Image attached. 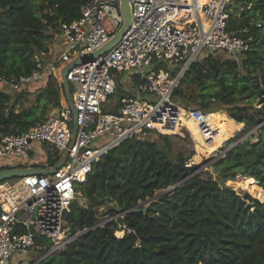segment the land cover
<instances>
[{
	"label": "trees",
	"instance_id": "obj_1",
	"mask_svg": "<svg viewBox=\"0 0 264 264\" xmlns=\"http://www.w3.org/2000/svg\"><path fill=\"white\" fill-rule=\"evenodd\" d=\"M234 13L230 28L248 22L261 24L258 49L245 53L239 62L207 56L193 63L172 94V100H194L198 110L209 112L215 105L228 114L229 128L221 117L209 126L217 132L208 154L224 145L244 125L256 129V142L242 141L212 166L222 182L236 176L256 181L264 191V13L248 10L264 0H230ZM91 0H0V77L14 81L35 70V57L47 54L59 24L80 17L81 8ZM58 70V80L35 87V93L12 92L0 87V135L19 134L46 119L48 108L67 105ZM16 102L35 95L26 109L8 110L10 96ZM71 93V88L69 87ZM181 100V101H180ZM205 115L191 114L183 124L192 127ZM128 139L96 162L85 184L76 186V199L65 215L72 235L87 231L62 251L36 264H264V202L245 194L241 198L212 178L186 167L184 157L168 159L156 140ZM189 158V157H188ZM52 166L54 161L49 159ZM247 180V179H243ZM159 195L143 212H131L139 203ZM112 204V205H111ZM108 205L106 215H121L125 234L116 220L96 227L99 209ZM139 244V246H137ZM36 251L46 254L52 243L35 240ZM44 246V249H39Z\"/></svg>",
	"mask_w": 264,
	"mask_h": 264
},
{
	"label": "built area",
	"instance_id": "obj_2",
	"mask_svg": "<svg viewBox=\"0 0 264 264\" xmlns=\"http://www.w3.org/2000/svg\"><path fill=\"white\" fill-rule=\"evenodd\" d=\"M128 1L132 11L128 32L104 55L80 62L66 74L75 116L61 101L43 122L19 134L0 135V171L53 170L65 156L53 175L0 183L12 191L11 199L6 195L0 202V264L28 259L38 238L52 243L42 259L77 238L79 233L72 235L65 215L76 199V186L85 184L93 165L128 139L181 134L185 130L181 119L188 114L172 94L189 67L207 56L238 62L260 44L254 31L261 29L258 22L229 29L234 13L230 0ZM119 2L91 0L77 20L59 24L56 33L48 31L55 50L36 56L31 74L14 81L0 77V87L35 93L40 84L58 80L60 67L84 61L119 31L123 23ZM123 86L116 101L115 93ZM17 190L22 196L15 198Z\"/></svg>",
	"mask_w": 264,
	"mask_h": 264
},
{
	"label": "rangeland",
	"instance_id": "obj_3",
	"mask_svg": "<svg viewBox=\"0 0 264 264\" xmlns=\"http://www.w3.org/2000/svg\"><path fill=\"white\" fill-rule=\"evenodd\" d=\"M54 42L51 44L50 49L51 51L55 50ZM223 59V58H221ZM241 60V57H238L237 61L239 62ZM125 76V73L120 76ZM124 87H120L117 92L115 93V100L118 101V98L120 94L124 91ZM72 91V89H71ZM9 96L11 98L10 103L8 105V110H10V107L16 102V94H13L12 92H8ZM135 96V95H134ZM181 101V100H180ZM35 102V95L29 96L25 101L17 102V104L13 105V108L15 112L20 111L21 109H26L33 105ZM178 106L182 107L188 114H201L205 115L208 121L206 120H197L194 124H192V127L187 126V130H183L181 134L178 135H163L167 137H162L156 140V144L158 145V148L165 153V155L168 157L169 160L175 162L178 157H184L186 164H191V167H198L196 173H199L202 175L203 178H212L213 180H216L221 186L230 188L235 193H237L241 198L244 197L245 194L249 195L251 198L257 197L260 199V201L264 202V191L261 190L256 185V181L251 179L252 181L248 180V178L241 177L240 175L236 176L234 181H226L222 182V178H220L219 173L215 172V168L212 166L218 159L222 158L228 149H230L235 144H238L242 141L249 140L251 143L256 142V130L254 129H246L244 130V125L242 128L234 131L229 137V139L224 142V145L220 146L216 150H214L212 153L208 154L206 151V145H213L214 139L218 135L217 132L214 129H211L209 126L215 119L221 117L222 123L224 125V128H229L231 125L229 123L228 114L225 112L224 108L220 107L219 105H215L212 110L209 112H202L197 109L195 105V101L193 100H183L181 102L176 103ZM53 108H48L47 116L50 114L51 110ZM195 155H198L200 157V163L196 164L192 161L193 157ZM189 157V158H188ZM247 179V180H243ZM247 188H244V187ZM161 193V192H160ZM159 193H156V195ZM81 207H85L86 204L84 200L76 199V201ZM142 203V202H141ZM139 203V204H141ZM112 205V204H111ZM144 206V205H143ZM141 206V207H143ZM108 205L102 207L99 209V217H98V225L104 223L107 218H110L106 215V212L108 210ZM110 208V207H109ZM122 228L120 231L123 235L125 234V228L119 226ZM116 236V235H115ZM117 237V236H116ZM119 238V237H117ZM73 241V240H72ZM64 248H61L59 250H56L55 253L62 251ZM53 253V254H55ZM44 254L42 252L36 251L34 249L31 252V255L28 259H23L19 264H36Z\"/></svg>",
	"mask_w": 264,
	"mask_h": 264
},
{
	"label": "water",
	"instance_id": "obj_4",
	"mask_svg": "<svg viewBox=\"0 0 264 264\" xmlns=\"http://www.w3.org/2000/svg\"><path fill=\"white\" fill-rule=\"evenodd\" d=\"M250 10L257 11L261 15L264 13V9H263L262 5H252L250 7ZM119 12H120V15H121L122 21H123L122 26L119 29V31L106 44H104L101 48H99L96 52L86 56L84 61H82L80 59H76V60L72 61L70 64L64 66L62 68L61 72H60V78H61L62 85H63V91H64L65 99H66L68 107L72 110V113H73L74 116H75V112H74V109H73V102H72L71 94L69 92V85H68V82H67V79H66V74H67V72H68V70L70 68H72L73 66L77 65L78 63H80V62H90V61H92V60L104 55L106 52H108L109 50L114 48V46H116V44L120 41V39L128 32V30L130 28V25H131V21H132L131 5H130L128 0H120V2H119ZM256 129L257 128H255L254 130H256ZM234 146H232L231 148H233ZM230 149H228V150H230ZM64 157H62V159L59 161L58 165H56L53 170L34 169V168H32V169L18 168V169H8V170L0 171V183L13 181V180H18V179H21V178H23L25 176H28V175H41V176L42 175H53L56 172V170L59 168L61 163L63 162ZM169 190L170 189L165 190V191H163V192H161V193H159L157 195H154L152 198H149V199L145 200L141 204H138L136 207H134L131 210V212L135 213V212H143V211H145L146 208L140 209V207L143 206V205L144 206L149 205L159 195H162V194L168 192ZM116 223L119 226H121V227L123 226L121 215L117 216ZM96 227H98V226L96 225ZM29 232L32 233V230L29 229ZM86 232L87 231H83L82 233H79V235L77 237L82 236Z\"/></svg>",
	"mask_w": 264,
	"mask_h": 264
},
{
	"label": "bare ground",
	"instance_id": "obj_5",
	"mask_svg": "<svg viewBox=\"0 0 264 264\" xmlns=\"http://www.w3.org/2000/svg\"><path fill=\"white\" fill-rule=\"evenodd\" d=\"M201 3H206L207 0H199ZM185 120V118H182L181 121H182V127L184 129L187 130V126L185 124H183V121ZM192 161L196 164H199L200 163V157L198 155H195L192 159ZM244 187V186H243ZM244 188H247V187H244ZM11 194H12V191L11 189L7 186V185H1L0 186V202L3 203L4 201V198L6 197V195L11 199ZM22 194L19 193V191L17 190L16 191V194H15V198L16 197H21ZM4 209H6L5 205H4ZM115 235L117 237H122L123 234L121 232H116Z\"/></svg>",
	"mask_w": 264,
	"mask_h": 264
}]
</instances>
